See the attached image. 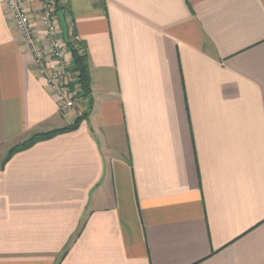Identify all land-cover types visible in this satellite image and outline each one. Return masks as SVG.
Masks as SVG:
<instances>
[{"label":"crops","instance_id":"0c3cea01","mask_svg":"<svg viewBox=\"0 0 264 264\" xmlns=\"http://www.w3.org/2000/svg\"><path fill=\"white\" fill-rule=\"evenodd\" d=\"M67 8L88 114L2 162L87 99L60 112L0 0V264H264V0Z\"/></svg>","mask_w":264,"mask_h":264},{"label":"built area","instance_id":"2783aa9c","mask_svg":"<svg viewBox=\"0 0 264 264\" xmlns=\"http://www.w3.org/2000/svg\"><path fill=\"white\" fill-rule=\"evenodd\" d=\"M25 1L31 5H25ZM70 0H5L20 38L33 56L35 70L60 100V112L66 114L80 99L73 87L76 75L70 61L62 30L58 23L57 4L66 5ZM34 7V10L31 8ZM35 12L39 29L31 14ZM40 31L41 36L37 34Z\"/></svg>","mask_w":264,"mask_h":264},{"label":"trees","instance_id":"16d2710c","mask_svg":"<svg viewBox=\"0 0 264 264\" xmlns=\"http://www.w3.org/2000/svg\"><path fill=\"white\" fill-rule=\"evenodd\" d=\"M59 10H64V17L65 14L68 13L67 4L60 5L57 4L56 13ZM65 19V18H64ZM67 24V23H66ZM67 39L65 40L67 50L70 53L71 60H70V69L75 73L76 79L73 83V87H77L78 97L87 99L86 109L78 115L74 121L64 127L55 128L46 132H39L32 134L30 137L25 139L24 141L15 144L13 147L9 149L5 158L2 160L6 161L10 156H12L15 152L24 150L38 141L46 140L52 138L53 136L76 130L80 121L87 116L88 110L91 106V78H90V71H89V64H88V55L85 44L77 39L75 32L69 31V27L67 24Z\"/></svg>","mask_w":264,"mask_h":264},{"label":"water","instance_id":"95a60500","mask_svg":"<svg viewBox=\"0 0 264 264\" xmlns=\"http://www.w3.org/2000/svg\"><path fill=\"white\" fill-rule=\"evenodd\" d=\"M57 18H58V23H59V26L62 30V36H63V39L66 40L67 39V24L65 22V19H64V10H59L57 12Z\"/></svg>","mask_w":264,"mask_h":264}]
</instances>
